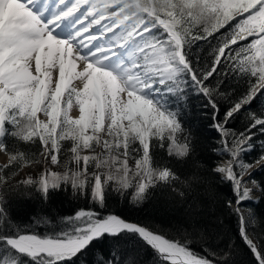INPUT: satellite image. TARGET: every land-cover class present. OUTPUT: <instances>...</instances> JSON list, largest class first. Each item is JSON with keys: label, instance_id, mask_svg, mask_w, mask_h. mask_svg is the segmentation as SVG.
Listing matches in <instances>:
<instances>
[{"label": "snow or ice", "instance_id": "obj_1", "mask_svg": "<svg viewBox=\"0 0 264 264\" xmlns=\"http://www.w3.org/2000/svg\"><path fill=\"white\" fill-rule=\"evenodd\" d=\"M36 2L37 0H0V137L5 135L7 125H13L16 130L12 135L33 143L38 140L42 145V154L52 165L61 163L60 142L70 140L73 159L77 164L83 161V171H69L63 175L45 171L38 182L28 179L23 183H37L45 194L50 189L58 188L61 183L71 184L74 189L80 191H84L87 185L92 188L93 200L101 206L104 202L105 186L108 182L114 181V177L108 173L106 180H102L101 174L92 172L90 179H80L91 171L88 165L91 161H97V157L81 156L79 152L82 148H93V142L99 143V134L105 129L108 137L111 138L104 141L109 159L98 161L95 167L118 164L119 167L116 168V171L120 173V178L116 181L118 189L132 188L133 200L136 202L143 201L144 194L156 182L170 181L173 178V173L167 167L162 170L154 167L150 155L155 146L150 144L152 137L170 141L169 154L172 153L173 146L176 155L188 154L189 137L178 139L175 133L182 129L175 114L160 110L152 100L145 98L142 94L143 89L150 85L143 82L142 76L155 77L156 72L153 68L156 65H168L160 73L159 80L162 84L175 80L178 73L186 71L191 74L200 92L206 96L212 94L211 90L203 85V81L192 72L183 54V37L175 30L177 21L174 19V10L179 9L181 17L186 15L190 19L211 18L215 23L212 24L208 35L224 28L234 16L248 13L246 18L237 21L235 25H229L235 29L229 40L231 44H236L238 40L248 36L257 37L245 49H240L235 57V69L249 73L255 81L249 92L224 114L222 120L216 119L219 109L211 101L210 103L214 109L213 127L222 134L223 151L230 157L227 166H218L215 171L225 174L222 178L232 184L235 200H229L228 207L233 208L240 218L241 238L257 256L258 264H264V251L260 250L247 233V218L243 214V207L240 206L242 201L251 199V189L247 185L257 183L249 177L253 171L264 166V153L251 164L241 159L242 153L253 147L250 143L255 134L252 129L264 132V116L250 114L252 123L239 134L225 128V124L236 112L250 103L258 93L264 92V0H186L182 4L132 0L131 3H118L119 14L113 13L117 19L112 21V26L119 29L125 22L127 25L113 39L121 47L131 42L132 50L128 55L133 60L132 68L140 67L136 62L138 53L143 54L142 58L146 63L151 61L152 67L136 75H129L130 69L116 75L113 71L102 67L104 60L108 57L94 59L95 53L80 54V48L74 40L83 38L79 40V44L87 46L84 34L90 33L91 23H100L97 19H93L89 25L83 22L92 15L88 10L83 16L75 18L81 11L82 5L88 4L89 0H72V3L63 11L47 21L42 19L41 12L33 11L32 6ZM66 4L67 0H58L57 6ZM161 8L170 9L166 13L169 19L161 18ZM121 16L123 19H120ZM74 18L72 27H79L73 37L62 39L53 34L58 27V21ZM101 19H104L103 15ZM155 27L163 29L167 40L146 37L145 34L150 33ZM107 30L114 32L111 26H108ZM94 39H98V35L88 36L87 44H91ZM228 48L229 41L226 40L218 49L219 54L216 56L215 63L205 74L204 79L217 71L226 59H233L231 55L226 56ZM146 49H150L151 54ZM101 51L105 50L101 49ZM74 52L76 55L73 58ZM240 52L250 54L241 58ZM160 53L164 55H159ZM77 59L82 61L83 71H76L75 60ZM57 67L59 76L55 87L52 88V71ZM74 79L85 81L81 90L71 87ZM169 90L172 89L169 88ZM65 92H67V99L62 107ZM123 93L127 94L126 100L122 99ZM73 97L79 107V117L76 119L69 116ZM41 112L48 118L47 121L39 118L38 113ZM165 130L168 132L167 137L163 135ZM180 139L184 142L180 143ZM137 142L139 147H134L133 145ZM261 144L264 147V142ZM161 147L164 145L162 144ZM113 150H122L121 155L125 158L113 157ZM0 152H9L2 142H0ZM130 154H138L135 156L136 183L134 185L127 180L131 174L127 163V157ZM9 159L10 162L17 160L26 162L27 160L22 153H10ZM256 165L259 167H255ZM245 176L248 179H245ZM7 183L6 174H0V188ZM68 222L74 226V230L64 233L62 237L39 239L31 234H18L14 237L0 236V240H5L8 246L18 253L28 255L37 261V264H64V261L75 256L94 238H99L104 233L118 234L122 229H127L138 233L157 249L161 259L168 264H214L205 257H198L180 241L155 234L146 226L134 225L114 214H109L100 220L97 219L96 213L81 210L76 217L69 218ZM5 264H16V262L5 261ZM104 264H112V261H106Z\"/></svg>", "mask_w": 264, "mask_h": 264}, {"label": "trees", "instance_id": "obj_2", "mask_svg": "<svg viewBox=\"0 0 264 264\" xmlns=\"http://www.w3.org/2000/svg\"><path fill=\"white\" fill-rule=\"evenodd\" d=\"M122 1L131 3L132 0H97V4L116 3ZM177 0H151V3L164 4L165 2L175 4ZM186 2V0H184ZM160 9L162 19H169L167 11ZM179 9L174 10V19L177 21L175 30L183 37V54L193 73L202 81L203 85L211 90V95L206 96L198 90L191 74L182 71L177 74L173 81L164 83L167 90L163 101L165 112L174 113L177 121L181 124L182 131L175 133L179 139L189 137L188 154L179 156L175 154V147L169 154L168 140L152 137L150 144L155 145L150 155L154 167L163 169L167 167L173 173L170 181H158L144 194L143 201L133 200V189H118L117 180L120 173L116 171L117 165H105L97 168L98 161H107L97 156V161H91L88 168L91 170L80 179H90L91 173L102 175L106 180V174L111 173L114 181L108 182L104 190V202L101 206L92 198V188L87 187L84 191L74 189L71 184L61 183L58 188L50 189L46 194L37 183L25 184L24 181L32 179L38 182V177L29 176L15 179L16 175L24 165L35 163L40 159L43 149L38 140L35 143L23 141L12 135L16 128L9 124L1 142L4 143L9 152L8 162L1 166L2 173L6 174L8 183L0 188V236H16L23 234L35 235L42 239H54L62 237L64 233L74 230L69 223V218H74L81 211H91L97 214V219L103 220L109 214L122 218L126 222L146 226L155 234L163 235L170 240H178L198 255L205 257L214 264H258L257 256L252 249L241 238L240 218L233 208L228 207L229 200H235L232 184L220 178L214 172V168L221 161L228 159L223 151L222 134L213 127L212 103L219 109L217 120H222L224 114L249 92L255 78L249 73L240 72L236 68L235 57L240 49H245L256 36H248L231 44L229 38L234 34L235 23L246 18L248 13L234 16L228 25L220 28L211 35L212 24L204 18L190 19L186 15L181 17ZM254 11V10H250ZM146 37L164 38L167 35L162 28L155 27ZM229 41L226 56L231 55L233 59H226L217 71L207 79H204L215 63L218 49L224 42ZM155 42V41H153ZM166 47V46H165ZM250 54L240 52L241 58ZM162 69L168 65L159 64ZM171 88L172 90H169ZM67 99V92L62 98V107ZM210 101L212 103H210ZM75 103V97H73ZM79 108V107H78ZM43 114V112H41ZM39 114V113H38ZM250 114L264 116V92L236 112L225 128L239 134L244 132L252 123ZM48 119V118H47ZM255 133L250 143L251 150L242 153L241 159L249 164L257 160L264 153V132L252 129ZM167 137L168 132L163 133ZM180 139V143H183ZM62 152L59 171L81 172L84 169L83 161L77 164L73 159L70 149V140L61 141ZM93 142V148L96 147ZM164 147H161V145ZM139 147L138 142L133 145ZM10 153H22L26 162L17 160L10 162ZM138 154H130L128 157L134 160ZM82 156V155H81ZM87 156V155H86ZM91 156H95L90 155ZM131 174L127 180L131 184L136 183V165L130 167ZM255 180L259 188V198L256 202H247L243 210L248 211L250 219L246 227L247 233L254 242L264 251V166L253 171L250 176ZM14 260L16 264H37L32 258L13 251L7 244L0 242V264L5 261ZM112 261V264H168L161 260L153 250L148 247L136 233L124 231L116 236L103 235L91 242L85 249L78 252L64 264H104Z\"/></svg>", "mask_w": 264, "mask_h": 264}, {"label": "rangeland", "instance_id": "obj_3", "mask_svg": "<svg viewBox=\"0 0 264 264\" xmlns=\"http://www.w3.org/2000/svg\"><path fill=\"white\" fill-rule=\"evenodd\" d=\"M48 1H49V5L45 9V12H47V14H42V19L45 20V21H47L48 19L58 15L61 11H63L67 7V5H70L72 3V0H67V4L66 5H60L58 7L57 6L58 5V0H48ZM172 1H174V0H172ZM45 2H46V0H37V2L32 6L33 7V11L42 12V7L44 6ZM149 2L151 3V0H149ZM118 3H123V2L119 1V2H116V3H107V4H104V5H100V4H97V0H89L88 4L82 5L81 11L79 13H77V16L75 18H79L80 16H83L84 13L86 12V10L90 11L92 13V15L87 17V19H90V20L87 21V19H84L83 22L86 25H89L90 22L93 19L100 20L99 24H101L104 21L103 25L100 27V30L101 31L106 30L108 33H110L111 35L109 36V38H110V41H112L111 45L116 44V42L113 39V37L115 35L119 34L120 31L127 25V22H125V24L121 25V27L119 29H117L115 26H112V21L114 19H117V16H114L113 13L115 12V13H117V15L119 14V8L117 7ZM182 3H185V1L184 0H177L175 4H182ZM91 5H94V7H90ZM49 8H51V9L55 8V12L53 14L49 13L48 12ZM243 14L244 13H242L240 15H243ZM101 15H103L104 19H101ZM237 16H239V15H237ZM75 18L73 20H70V22H69V24H67V26L63 27V29L67 30L66 33H64L62 35H59V34H57V32H54L53 34L55 36H57L58 38L69 39L70 38V34L72 32L77 31L78 27H79V26L77 28H73L72 27V24L74 23ZM120 19H123V17L121 16ZM57 24H58V26L61 27L62 24H63V21H58ZM99 24H97V25H99ZM90 25L91 26H95L96 24L95 23H91ZM108 26H111L112 27V31H114V32L108 31L107 30ZM84 35H87V34H84ZM134 38H136V37H134ZM136 39H138V38H136ZM91 49H93V51H95V50L98 49V46L97 45H93ZM131 50H132V44L130 42L127 45H124L122 47L120 46V49L116 53H114L113 51H110V52H106V53H103V54H99L96 59H102L103 57H108V59L104 60L102 67H104L106 70L113 71V73L116 74V75H119L120 73H122L126 69H128L127 68V64L128 63H130V62L133 63V60L130 59L129 55H128V53ZM146 51H149V54H151V50L150 49H146ZM80 54H82V55L90 54V51L80 52ZM142 55L143 54L138 53L137 57H136V59H137L136 62L138 63V65L140 67L135 68L134 72H130L129 71V75H136L138 73L142 74L145 71V69H147L149 67H152L151 61H148L146 63L143 60ZM159 55H164V53H160ZM124 58H128V62L124 61L123 60ZM57 70H58V68H57ZM161 70L162 69L160 68V65H156L153 68V71L156 72V74L161 72ZM58 76H59V73H58ZM142 79H143V82L145 84H149L150 85L149 87H145L143 89L142 94L145 96V98L152 100L154 102V104L158 108H160V110L165 111L166 109H165L163 98H164V95L166 94L167 90L164 89V83L162 84L160 82V80L157 78V75L155 77H153V76L143 77L142 76ZM57 80H58V77H57ZM52 88H54V87H52ZM123 95L126 96L125 97V100H126L127 99V94L126 93L121 94L122 97H123ZM105 140H111V138L108 137V135H107L106 129H105L104 132H101L99 134V143L96 144V147H95L94 150H92V149H83L82 148V149H80L79 154L82 155V156H86V155L90 156V155L94 154L96 157L98 156L99 158H102V159H106V158L109 159V155H108V153H107V151H106V149L104 147V141ZM0 142H1V137H0ZM121 151L122 150H120V151L113 150L112 156L116 157V158H119V159H124L125 157H123L121 155ZM225 153H226V155L228 156V159H229L230 157H229L228 153L227 152H225ZM228 159H226V160L228 161ZM46 162H47L48 166L46 165ZM127 163L130 165V167H133V166L136 165L134 160L131 159V157H127ZM4 164H6V162ZM4 164H2V165H4ZM116 165L119 166L118 164H116ZM257 166L258 165H256L255 167H257ZM110 167L113 168V165L110 166ZM59 169H60V166L58 164H56V165L50 164V162L47 161L45 156L42 154L40 156V159L36 163H31V164L23 166L20 169V171L18 172V174L16 175L15 179H22V178L29 177V176L38 177L39 175H42L43 173H45V171H47V172H57V171H59ZM245 179H248V177L245 176ZM249 179H250V177H249ZM247 186L251 189L250 194L255 197V200H257V198H258V196L260 194L258 186L256 184H252V183H249ZM245 201H249V200H244V201H242V203L245 202ZM242 203H241L240 206H242ZM234 206L235 205L233 204V207ZM242 211H243V214L245 215V217L247 218V225H249L250 219L248 217V211L247 210H242Z\"/></svg>", "mask_w": 264, "mask_h": 264}, {"label": "bare ground", "instance_id": "obj_4", "mask_svg": "<svg viewBox=\"0 0 264 264\" xmlns=\"http://www.w3.org/2000/svg\"><path fill=\"white\" fill-rule=\"evenodd\" d=\"M49 5V1L48 0H46V2L44 3V6L42 7V14H47V12H45V9L47 8V6ZM48 12L49 13H51V14H53L54 12H55V8L53 9H51V8H49L48 9ZM90 19H87V21H89ZM69 22H70V20H64L63 21V24H62V26L60 27V26H58V27H56V29H55V32H57V34H59V35H62V34H64V33H66V29H63V27H65V26H67V24H69ZM104 22V21H103ZM103 22L101 23V24H99V25H95V26H91L90 25V27H89V32L90 33H86L87 35H85V44L87 45V46H83V45H80L79 44V40L80 39H83V38H77L76 40H74V43L80 48V52H87V51H90V53H95L96 55L93 57L94 59H96L97 57H98V55L99 54H103V53H106V52H110V51H113L114 53H116L119 49H120V46L119 45H117V44H113V45H111L112 44V41H110V38H109V36L111 35L110 33H108L106 30H103V31H101L100 30V27L103 25ZM61 28V29H60ZM97 30V31H96ZM94 32V33H93ZM74 33L75 32H72L71 34H70V38L71 37H73L74 36ZM94 35H98V39H94L92 42H91V44H87V38H88V36H94ZM93 45H97L98 46V49L97 50H95V51H93V49H91L92 48V46ZM101 49H104L105 51H101ZM93 51V52H92ZM75 55H76V53L74 52L73 53V58L75 57ZM124 61H126V62H128V58H124L123 59ZM75 63H76V65H77V67H76V71L77 72H80V71H83V68L81 67V64H82V61H80V60H75ZM132 65H133V63L132 62H130V63H128L127 64V68L128 69H130V72H134V70H135V68H132ZM33 68H34V62H33ZM58 68V67H57ZM57 68H54L53 69V71H52V78H53V83H52V85H51V87H53L54 86V84H55V81H56V78H57V76H58V70H57ZM85 81H83V80H80V79H74L73 81H72V84H71V87H75V88H77L78 90H81L82 89V87H83V83H84ZM125 95H123V97H122V99H125ZM69 114L72 116V115H74V114H77V110H76V108L74 107V106H72V108H71V110L69 111ZM7 160V156H6V154L4 153V152H0V166L2 165V164H4L5 162H6V164H7V162L8 161H6ZM36 163V162H35ZM5 164V165H6ZM4 165V166H5ZM46 165H47V162H46ZM25 166V165H24ZM48 166V165H47ZM218 166H227V160H223V161H221L220 162V164L218 165ZM218 166H216L215 168H214V172L215 173H217L218 174V176H220L221 178L223 177V175H225V174H222V173H218V172H216L215 171V169L218 167ZM250 196H251V199H248L249 201H245V202H243L242 203V206H244V204L245 203H247V202H256L257 200H258V198H259V196H258V198H257V200H255V197L253 196V195H251L250 194ZM251 200V201H250ZM255 200V201H254ZM124 230H127V229H122L120 232H124ZM104 234H108V233H104ZM104 234H102L101 236H103ZM37 237V236H36ZM37 238H39V237H37ZM39 239H42V238H39ZM0 242H3V243H5V244H7L4 240H0ZM151 245V244H150ZM152 246V245H151ZM10 247V246H9ZM11 248V247H10ZM154 248V247H153ZM12 249V248H11ZM155 249V248H154ZM13 251H15L14 249H12ZM157 252H158V250L157 249H155ZM15 252H17V251H15ZM18 253V252H17ZM159 253V252H158ZM19 254H21V253H19ZM21 255H24V254H21ZM25 256H28V255H25ZM29 257V256H28Z\"/></svg>", "mask_w": 264, "mask_h": 264}, {"label": "water", "instance_id": "obj_5", "mask_svg": "<svg viewBox=\"0 0 264 264\" xmlns=\"http://www.w3.org/2000/svg\"><path fill=\"white\" fill-rule=\"evenodd\" d=\"M258 167H259V165L257 166V168H258ZM252 173H253V172H252ZM132 224H134V223H132ZM134 225H137V224H134ZM124 231L136 233V232H134V231H129V230H124ZM122 232H123V231H122ZM122 232H119L118 234H104V235L116 236V235H119V234L122 233ZM136 234H137V235L139 236V238H140V239H141V240H142V241H143L148 247H150V248L153 250V252H154V253H155V254L161 259V255H160V254H159V253L153 248V246H151L148 242H146V241H145V240H144V239H143L138 233H136ZM100 237H101V236H100ZM100 237H99V238H100ZM96 239H98V238H94L93 240L90 241V243L93 242V241L96 240ZM4 241H5V240H4ZM5 242H6V241H5ZM6 243H7V242H6ZM90 243H89V244H90ZM89 244H88V245H89ZM88 245H87V246H88ZM87 246H86V247H87ZM86 247H85V248H86ZM85 248H84V249H85ZM82 250H83V249H82ZM161 260H163V259H161ZM163 261H165V260H163ZM165 262L168 263L167 261H165Z\"/></svg>", "mask_w": 264, "mask_h": 264}, {"label": "crops", "instance_id": "obj_6", "mask_svg": "<svg viewBox=\"0 0 264 264\" xmlns=\"http://www.w3.org/2000/svg\"><path fill=\"white\" fill-rule=\"evenodd\" d=\"M58 77V76H57ZM56 81H57V78H56ZM55 81V82H56ZM73 106L76 108V110H77V114H74V115H70L69 114V116L71 117V118H73V119H76V118H78L79 117V109L73 104ZM38 116H39V118L41 119V120H43V121H47V117L44 115V114H42V113H39L38 114ZM7 161V160H6ZM5 165V164H4ZM4 165H1V166H4Z\"/></svg>", "mask_w": 264, "mask_h": 264}, {"label": "clouds", "instance_id": "obj_7", "mask_svg": "<svg viewBox=\"0 0 264 264\" xmlns=\"http://www.w3.org/2000/svg\"><path fill=\"white\" fill-rule=\"evenodd\" d=\"M208 23H211L213 20L211 18H204Z\"/></svg>", "mask_w": 264, "mask_h": 264}]
</instances>
